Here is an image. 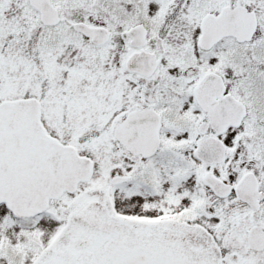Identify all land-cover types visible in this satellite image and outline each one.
I'll list each match as a JSON object with an SVG mask.
<instances>
[{
	"label": "snow or ice",
	"instance_id": "6c2138e0",
	"mask_svg": "<svg viewBox=\"0 0 264 264\" xmlns=\"http://www.w3.org/2000/svg\"><path fill=\"white\" fill-rule=\"evenodd\" d=\"M0 264H264V0H0Z\"/></svg>",
	"mask_w": 264,
	"mask_h": 264
}]
</instances>
